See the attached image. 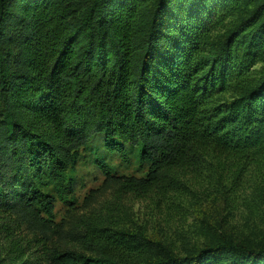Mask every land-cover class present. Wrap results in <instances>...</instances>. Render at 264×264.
I'll use <instances>...</instances> for the list:
<instances>
[{
    "label": "trees",
    "instance_id": "obj_1",
    "mask_svg": "<svg viewBox=\"0 0 264 264\" xmlns=\"http://www.w3.org/2000/svg\"><path fill=\"white\" fill-rule=\"evenodd\" d=\"M96 135L149 163L98 164L125 193L264 176V0H0V264H264V243L212 235L182 254L126 232L101 236L113 253L50 250L43 189L68 202Z\"/></svg>",
    "mask_w": 264,
    "mask_h": 264
},
{
    "label": "rangeland",
    "instance_id": "obj_2",
    "mask_svg": "<svg viewBox=\"0 0 264 264\" xmlns=\"http://www.w3.org/2000/svg\"><path fill=\"white\" fill-rule=\"evenodd\" d=\"M103 140L96 135L77 150L66 172L67 203L51 187L43 189L52 198L50 250L113 253L101 236L118 232L143 233L177 254L200 249L210 235L264 243V176H243L236 182L234 176H185V186L125 193L107 182L98 164L116 177L141 179L149 163L128 145L123 160L108 152Z\"/></svg>",
    "mask_w": 264,
    "mask_h": 264
}]
</instances>
